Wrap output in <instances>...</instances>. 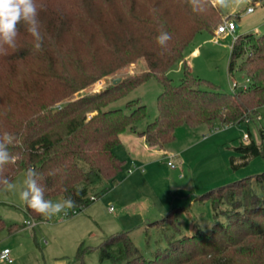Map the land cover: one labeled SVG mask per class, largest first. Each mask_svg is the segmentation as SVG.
<instances>
[{"label":"trees","instance_id":"trees-1","mask_svg":"<svg viewBox=\"0 0 264 264\" xmlns=\"http://www.w3.org/2000/svg\"><path fill=\"white\" fill-rule=\"evenodd\" d=\"M115 1L120 5L116 15H100L92 21L88 15H73L86 23L89 33L71 31L65 15H53L41 31L42 51L16 46L0 54V69H6L0 83V134L17 137L10 151L18 158L4 175L12 181L20 171L34 168L43 175L46 198L60 195L75 201L70 212L82 209L91 195L105 190L104 184L114 181L123 169L125 161L114 149L122 133L135 130L136 123L147 116L146 105L134 99L126 110L107 107L151 77L162 81L163 91L157 99L158 116L140 131L150 146L165 147L181 124L239 123L258 117L257 110L264 105V34H240L231 47L229 71L240 60V70L250 79L246 87L228 93L189 69L184 55L187 46L199 31L215 33L223 22L225 14L216 0L199 12L193 11L189 0ZM106 5L105 9L112 6ZM161 26L172 37L166 49L156 43ZM63 29L71 31V43H61ZM20 30L26 31L25 26ZM56 34L59 42L54 43L51 38ZM31 57L37 62L23 74L16 73L14 61ZM139 57L148 65L144 73L73 97ZM181 60L185 76L174 84L167 71ZM237 149L239 163L263 153L254 141ZM199 198L209 200L213 208L210 232L198 230L173 238L154 259L140 252L128 232H118L101 245V258L116 264H264V171L212 188ZM179 209H171L156 222L177 227ZM26 211L41 218L27 206ZM4 228L7 224L0 217V230Z\"/></svg>","mask_w":264,"mask_h":264},{"label":"rangeland","instance_id":"rangeland-1","mask_svg":"<svg viewBox=\"0 0 264 264\" xmlns=\"http://www.w3.org/2000/svg\"><path fill=\"white\" fill-rule=\"evenodd\" d=\"M37 2L44 5L39 14L41 31L47 29L50 17L65 15L67 28L71 27V31L84 29L89 33L86 23L73 19V15H88L92 21L100 15H116L120 7L115 0ZM106 4L112 6L105 9ZM249 7L255 10L249 12ZM221 9L225 14L222 21L228 16L233 18L237 23L236 31L221 35L199 31L184 55L195 77L232 93L247 83V75L239 68L240 60L234 70L229 71L231 47L236 36L242 33L264 34V0H235L227 7L221 6ZM71 31H63L61 43L73 41ZM51 41L59 42L58 35H54ZM32 45V37L25 30H20L17 46L32 51ZM10 51L8 49L7 53ZM36 62L33 57L21 63L14 61L15 72L23 74ZM147 69L145 58L139 57L73 97L102 89L115 77L122 80L142 74ZM5 70L4 67L0 69V83ZM167 75L174 84H180L185 76L183 61L171 66ZM234 82L238 85L234 86ZM203 87L208 88V84ZM162 91V81L153 76L107 107L126 110L129 101L140 99L146 105L147 116L136 123V130L128 128L125 134L123 132L121 143L114 149L115 154L125 161L121 172L114 181L104 184L106 189L98 191L94 200L89 197L82 209L74 212L65 209L48 220L30 215L18 196L25 171L17 173L12 180L18 185L16 193L0 190V217L7 224V228L0 230V251L3 248L11 250V264H116L110 258H101V245L111 235L123 231L129 233L147 259H154L159 250L168 247L171 239L182 234L192 235L198 230H212L215 221L212 205L209 200L200 199V195L264 171V105L257 110L260 118L255 115L239 123L224 125L216 120L213 125L181 124L176 128L175 139L165 145V151L150 149L138 132L146 129L158 116L157 99ZM245 134L250 135L248 140ZM251 141L262 147L263 153L246 163H239L241 153L237 147ZM169 160L175 167L168 164ZM62 199L59 195L51 200ZM174 208H181L177 213V227L156 222ZM220 219L225 220V216L221 215ZM28 220L35 224L28 225ZM9 225L14 226V230L9 231ZM2 264L9 262L3 261Z\"/></svg>","mask_w":264,"mask_h":264},{"label":"clouds","instance_id":"clouds-1","mask_svg":"<svg viewBox=\"0 0 264 264\" xmlns=\"http://www.w3.org/2000/svg\"><path fill=\"white\" fill-rule=\"evenodd\" d=\"M217 4L227 7L235 0H216ZM211 0H189L194 12H199L209 6ZM44 8L37 0H0V54L6 55L8 49H15L20 27L24 25L27 33L32 37L33 50L42 51L44 36L41 33L40 11ZM172 39L171 34L161 26L156 37V43L161 49H166ZM17 137L9 132L0 134V190L16 193L18 185L13 183L6 175L5 169L17 163V156L10 151V146H16ZM51 174V173H50ZM43 175L34 168H28L22 186L19 187L18 196L28 208L45 220L63 212L65 209L75 207V201L66 197L60 201L46 198L45 188L41 181ZM10 250L6 249L0 254V264L8 257ZM11 264V261H9Z\"/></svg>","mask_w":264,"mask_h":264},{"label":"built area","instance_id":"built-area-1","mask_svg":"<svg viewBox=\"0 0 264 264\" xmlns=\"http://www.w3.org/2000/svg\"><path fill=\"white\" fill-rule=\"evenodd\" d=\"M253 10H254L253 7H249L248 8L249 12H251ZM236 28H237L236 21L233 18H227L222 23L219 24V26L216 29V34H218V35L229 34V33L233 34L236 31ZM249 80L250 79L247 77V83L249 82ZM247 83L244 84L243 87H246ZM237 85H238V83L234 82V86H237ZM258 118H260V117L258 116ZM249 138H250V135L249 134H245V139L248 140ZM168 164L171 165L172 167H175V164L171 160L168 161ZM90 198H91V200H94L96 198V196L95 195H91ZM27 224L32 226V225L35 224V222H32V221L28 220ZM6 249L10 250L9 248H3L0 251V254H3ZM3 261H6V262L11 261V263L13 262V259L11 257V250H10V253L8 254V257L6 259H4Z\"/></svg>","mask_w":264,"mask_h":264},{"label":"crops","instance_id":"crops-1","mask_svg":"<svg viewBox=\"0 0 264 264\" xmlns=\"http://www.w3.org/2000/svg\"><path fill=\"white\" fill-rule=\"evenodd\" d=\"M255 10V9H254ZM253 10V11H254ZM252 12V11H251ZM245 33H249V32H245ZM245 33H242V34H245ZM136 130V129H135ZM138 132V131H137ZM126 132H124L123 134H125ZM122 134V135H123ZM139 136H141L144 140H145V137L143 135L140 134V131L138 132ZM146 141V140H145ZM146 145L149 146L150 149H153V150H158V151H165L166 148L163 147V148H159V147H156V146H150L147 142H146ZM123 159V158H122Z\"/></svg>","mask_w":264,"mask_h":264},{"label":"water","instance_id":"water-1","mask_svg":"<svg viewBox=\"0 0 264 264\" xmlns=\"http://www.w3.org/2000/svg\"><path fill=\"white\" fill-rule=\"evenodd\" d=\"M121 81V77H115V78H113V80H112V82L114 83V84H117L118 82H120Z\"/></svg>","mask_w":264,"mask_h":264}]
</instances>
